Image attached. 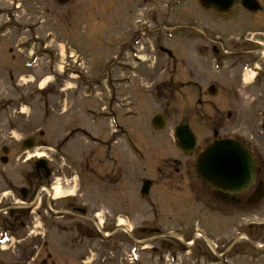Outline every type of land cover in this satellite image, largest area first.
<instances>
[{
  "label": "rangeland",
  "instance_id": "374dc122",
  "mask_svg": "<svg viewBox=\"0 0 264 264\" xmlns=\"http://www.w3.org/2000/svg\"><path fill=\"white\" fill-rule=\"evenodd\" d=\"M23 1L22 11L16 13L14 6L18 0H0V147L12 148L19 155L14 168H5L0 164V171L25 172L35 159L26 164L21 160L33 155H45L53 161V167L61 171L82 169L87 172V181L104 178L103 172L110 170L108 179L111 186L98 180L91 184L90 189L86 188L96 194L100 190L108 193L104 208H108L113 216L122 213L123 216L118 218L120 221L129 219L135 233L133 242H128L119 234V245L125 241L124 253L118 255L122 257L119 259L116 255L98 256L95 242L69 241L63 228L56 226L50 233L48 225L44 226L37 220L34 227L22 231L20 236H25L26 241L20 242L18 239L21 237L16 236L17 240L9 238L8 243L0 245V264H148L146 253L159 245L158 239H154L152 244L144 240L146 236L142 230L153 225L150 220L156 221V226L152 227L160 228L162 235H169L166 240L173 244L175 250L176 240L170 239V236L192 234L198 226L196 219L200 215H193L194 206L193 210H188V204L196 205L190 193L194 187L201 186L194 165L196 155L189 158L178 151L173 138L175 127L183 122L190 125L198 138L196 154L213 140V131L219 132L220 139L245 140L247 143L257 141L256 149L264 154V79L260 80L262 90H259L248 83L250 76L245 74L247 83L241 87L240 97L208 96L197 99L188 90L174 97L168 94L161 98L147 97L146 88L153 82L159 84L164 78L159 72L161 64L153 60L156 55L151 51V42L158 36H164L168 41L172 39L168 43L174 42L171 45L176 46L175 27L179 24L180 15L187 23L209 26V16L201 12L199 4L170 5L165 0ZM262 6L264 16V2ZM187 13L193 19L186 17ZM163 30L170 33L171 39L161 32ZM132 46L137 51L142 50L141 59L146 60L143 65L135 64L130 54L121 55V59L114 61L118 52ZM125 63L134 65L136 74L130 85L118 88L121 101L126 99V102L122 101L121 121L120 116L117 118L123 130L113 147L108 148L113 152L109 160L105 157L104 161L102 157L106 147L103 145H109L113 138L111 123L102 118L93 121L84 109L98 117L114 113L116 118L119 115L118 110L112 107L111 96L107 97V94L110 87L116 86L114 78L120 81L129 75V69L123 65ZM147 66L153 68V74L146 75ZM211 68L213 75L219 69L218 66ZM209 76L207 74L208 83L212 81ZM107 78H111L109 82ZM89 87L92 88L89 90ZM258 92L262 94L258 95ZM91 93L97 95L93 97ZM105 102H108L107 112L102 111L100 104ZM158 114H163L167 120L162 132L153 130L150 125L152 118ZM128 130H131L129 134L135 147L141 150L139 153L138 148L134 147L132 151L126 144V137L123 136ZM66 137L72 141H67ZM29 138L35 140L38 148L24 152L21 143ZM95 139L103 145L92 144L96 143ZM44 145L46 149L41 148ZM160 160L164 167L161 168L162 173H154L151 177L153 172L150 170L156 171L155 165ZM173 160L176 167L181 164L178 176L166 169L165 162ZM81 163L86 165L82 167ZM121 170L123 179L119 182L116 176L121 174ZM144 178L155 179L167 190L181 189L183 194L171 196L174 192L171 190V194L165 192V197H161L164 200L154 199L158 193L154 187L150 197L141 198L139 193ZM130 183H133V193L126 189ZM60 190V194L64 195ZM126 198L133 204L132 215L128 217H124L127 212ZM165 203L166 210L158 209V206L164 208ZM99 209L98 213L104 216L106 210ZM255 213L264 219V210ZM246 218L252 219L250 212ZM44 242L49 244L50 260L45 258ZM33 245L42 250V256L34 260L29 257ZM119 248L122 249L123 245ZM185 263L188 264L183 259L182 264Z\"/></svg>",
  "mask_w": 264,
  "mask_h": 264
},
{
  "label": "flooded vegetation",
  "instance_id": "af4514ba",
  "mask_svg": "<svg viewBox=\"0 0 264 264\" xmlns=\"http://www.w3.org/2000/svg\"><path fill=\"white\" fill-rule=\"evenodd\" d=\"M151 1L161 0H144V2ZM165 1H169L170 5L176 2L199 3V0ZM242 1L235 0L236 12L225 17L218 16L213 10H206L200 5L198 8L201 9V12L207 17L209 16V26L195 25L193 24L194 22L187 23L183 20V15H180L179 24L175 27V32H177L175 34L177 36L176 46L171 45L174 42L168 43L172 40L171 37L169 38L171 40L168 41L164 36H158L153 43L151 42V51L153 55L158 56H154L153 60L155 63L159 62L161 64L159 72L164 78L159 84H154L153 82L146 88L147 97L161 98L166 94L174 97L177 94L180 95L183 90H188L192 97L197 99L208 96L240 97L242 94L241 87L245 84L246 69L252 70L255 75V80L251 86H256L259 90H262L260 88L262 87L260 80L264 79L263 10L257 13L248 12L241 7ZM257 1L262 6L264 0ZM191 15L193 14L191 13ZM186 17L191 16L187 13ZM191 18L193 19V17ZM191 18L189 20H192ZM181 20L183 21L182 23ZM219 24L222 26L219 27ZM165 31L161 32H164L163 34L165 35ZM180 41L185 42L179 43ZM141 51H137L135 48L133 50L127 48L124 51L122 49L121 52L117 53L119 54L117 57L121 59V55L125 57L134 53L137 64L143 65L146 60L141 59ZM128 66V76L133 79L136 74L134 72L135 66L131 64ZM215 66H218L219 69L213 75L211 67L214 68ZM147 67L146 75L153 74V68ZM118 70H120L119 67ZM207 74H210L209 78L212 79L209 83ZM206 82L208 84H203ZM79 92L82 94L81 90ZM261 94L262 92H258V95ZM119 100L120 97L116 98L117 102ZM123 101H126V99L123 98ZM112 107L116 109L114 105ZM162 116L167 122L165 116L163 114ZM115 140L113 136L109 145H103L95 139L96 143L92 144H102L106 147L102 157L104 159L113 153L108 148L111 147L112 142ZM129 141L132 142L131 140ZM240 142L248 147L259 165L260 170L256 173L254 183L242 192L227 193L226 200H221L216 197L214 190L203 185L198 176H196L201 186H196L192 189L190 194L193 203L196 205L189 203L188 210H193L194 206L193 215L196 214V217L200 215V218L196 219L200 228L197 229V226L192 234L186 232L188 234L170 236V239L176 240V249L173 250V244L168 243L166 240L169 235H162L160 228L152 227L156 226L154 224L156 221L150 220L154 222L152 223L153 225L148 224L150 227L142 230V234L146 236L144 240H149L148 244H152L155 242L154 239H158L159 245L157 248H151L146 253L147 258L145 260L148 264H182L183 259L188 264H264V219H260L255 213L264 210V158L262 159L264 154L258 152L259 148L256 149L257 141L247 143L245 140H240ZM208 144L209 142L197 154L196 145L193 155L189 157L192 158L196 155L195 171L197 156ZM6 147L2 146L0 149ZM41 148L46 149L47 146L44 145ZM7 149L8 154L6 157L3 153L0 154V164L5 168L7 166L14 168V163L18 160L19 155L15 154L12 148L7 147ZM44 157L47 159L45 160V166L48 171L37 169L36 160L31 162L30 169L25 172L16 170H12L13 172L8 170L0 171V233H5L12 240H17L16 236L21 237L23 230L34 227L35 222L39 220L42 225H48L50 233L56 226L63 228L67 231L69 241L75 243L87 242L88 244L95 242L98 256L106 255V257H110L109 255H111L112 257V255H116L117 258H122L118 255L124 253L125 241L120 242L119 245V234L128 242H133L135 229L131 227L129 219L120 221L118 216H123L122 213L113 216L108 208H104L108 193L100 190L96 194L93 190H89L91 184H95L98 180H103L107 185H110L108 179V175L111 173L110 170L103 172L104 178L97 177L94 181H87L86 171L82 169L80 171L74 170V172L61 171L53 167L52 160H49L45 155ZM12 158L13 161H10ZM21 161L23 164L30 162L26 158ZM161 161L155 165L156 171L150 170L153 172V174H150L151 177L154 173H162L161 168L164 167ZM112 163L115 164L114 161ZM165 163L169 172H173V174H176L175 176L179 175L180 163L177 167L174 160ZM80 165L83 167L86 163H81ZM120 173L118 177L116 176V178H119V182L120 179H123L122 170ZM13 174L17 176L12 177ZM144 181H150V192L154 187L157 188L158 193L155 194L154 199L160 198V200H164L161 197H165V192L171 190L174 191L173 194L169 192L171 196L183 194L181 189L171 188L167 190L165 185L160 182L156 183L155 179L144 178ZM56 184L64 192V195L59 198L55 197L54 188L57 187ZM123 185H125V182H123ZM87 186L89 187V192L86 188ZM127 186L126 189L133 193V183ZM260 190L261 199H259ZM60 192L62 191L60 190ZM149 195L148 197H150ZM199 196L202 197L199 198ZM98 207L106 210L104 216L98 213L100 211ZM159 207L166 210L167 205L165 203L164 208L158 206V209ZM126 208L127 212L124 217L132 215L133 212V204L129 203L128 198H126ZM248 212H250L252 219L246 218ZM47 216L48 220H46ZM208 216L215 217L208 218ZM202 224L204 225L203 227ZM124 226L126 228H123ZM18 240L24 242L26 238L23 236ZM122 245L123 248L120 249L119 246ZM42 247L45 249V258L50 260L51 256L48 253L49 244L44 242ZM41 256L42 250L39 249L38 245H33L29 257L34 260ZM180 260L181 262H179Z\"/></svg>",
  "mask_w": 264,
  "mask_h": 264
},
{
  "label": "water",
  "instance_id": "95a60500",
  "mask_svg": "<svg viewBox=\"0 0 264 264\" xmlns=\"http://www.w3.org/2000/svg\"><path fill=\"white\" fill-rule=\"evenodd\" d=\"M207 9L215 10L219 15H228L235 10V0H199ZM244 9L257 12L260 6L255 0H244ZM162 117L155 118L153 126L156 129L164 128ZM217 136V133L214 134ZM174 138L178 148L186 155H191L196 145V138L187 125L176 128ZM26 150L35 147L33 140L23 143ZM2 152L7 154V150ZM257 165L249 151L239 143L231 140L215 141L208 146L199 156L197 162V175L201 181L215 191L216 197L226 200L227 193L234 194L248 189L254 182L257 173ZM37 169H46L45 162H38ZM150 183H145L141 190V196L147 197ZM261 198V190L260 196Z\"/></svg>",
  "mask_w": 264,
  "mask_h": 264
},
{
  "label": "bare ground",
  "instance_id": "6f19581e",
  "mask_svg": "<svg viewBox=\"0 0 264 264\" xmlns=\"http://www.w3.org/2000/svg\"><path fill=\"white\" fill-rule=\"evenodd\" d=\"M36 157H41V156H39V155L37 156L36 155ZM54 192H55V197L56 198H59L61 196V194H60L61 192H60L59 187L54 188Z\"/></svg>",
  "mask_w": 264,
  "mask_h": 264
}]
</instances>
